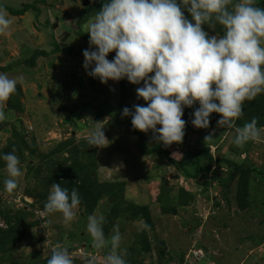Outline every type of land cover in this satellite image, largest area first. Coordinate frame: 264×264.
<instances>
[{
  "label": "rangeland",
  "instance_id": "obj_1",
  "mask_svg": "<svg viewBox=\"0 0 264 264\" xmlns=\"http://www.w3.org/2000/svg\"><path fill=\"white\" fill-rule=\"evenodd\" d=\"M103 3L0 0L9 10L28 4L40 9L38 17L34 9L22 16L6 10L13 23L10 35L0 36V72L18 81L5 108L8 119L0 124V153L15 148L24 172L18 188L7 193L0 160V208L18 220L9 223L0 214V264H47L57 245L69 250L74 264H87L93 255L104 264L109 250L95 249L87 233V217L94 212L105 217L107 237L117 229L122 234L127 264H264V133L244 147L234 144L236 129L252 118L264 128V94L245 102V115L232 129L218 127V113L211 115L208 129L197 128L192 120L199 102L185 107L182 144L164 145L151 130L134 129L123 109L147 106L137 94L143 82L126 79L133 97L122 104L124 80L104 84L88 75L84 55L53 53L61 35L75 50L90 48L86 25ZM257 6L264 8V0ZM205 31L224 34L219 24ZM41 51L53 54L39 57L33 68L24 65ZM9 66L13 69L3 71ZM96 123L104 127L106 147L88 145ZM209 135L213 139L206 142ZM142 140L147 154L140 149ZM62 167L85 171L60 183L76 187L82 200L69 224L61 213L44 210L52 177ZM194 251L196 258L189 260Z\"/></svg>",
  "mask_w": 264,
  "mask_h": 264
},
{
  "label": "clouds",
  "instance_id": "obj_2",
  "mask_svg": "<svg viewBox=\"0 0 264 264\" xmlns=\"http://www.w3.org/2000/svg\"><path fill=\"white\" fill-rule=\"evenodd\" d=\"M12 23L6 9L0 7V36L10 35ZM216 24L223 27L224 34L209 36L204 25L214 29ZM87 33L90 49L83 55L88 75L104 84L123 79L134 85L143 82L137 94L147 106L136 105L134 112L126 107L123 115L131 116L134 129L151 130L164 145L183 143L185 107L199 102L192 120L197 128L208 129L211 115L218 113L222 117L218 127L232 129L245 115V102L264 94V8L257 6V0H104L102 9L88 22ZM112 52L116 55L110 61ZM17 84L16 79L0 72V124L8 119L5 108L17 93ZM258 123L254 117L237 128L234 144L244 147L259 141L264 128ZM101 125L96 123L91 131L89 146L109 145ZM212 139L213 135L205 137L206 142ZM15 152L14 148L11 153H0L7 173L3 180L7 193L18 188L24 175ZM81 202L76 187L70 190L53 183L44 210L47 214L61 213L64 223L69 224L77 218ZM87 220L93 247L109 250L104 264H127L120 251L119 230L107 237L103 215L94 212ZM189 257L196 258L192 252ZM47 264H74L73 255L57 245ZM87 264H97V257L91 256Z\"/></svg>",
  "mask_w": 264,
  "mask_h": 264
},
{
  "label": "trees",
  "instance_id": "obj_3",
  "mask_svg": "<svg viewBox=\"0 0 264 264\" xmlns=\"http://www.w3.org/2000/svg\"><path fill=\"white\" fill-rule=\"evenodd\" d=\"M3 8L6 9V10H8L11 14L17 15V16H22V15L26 14L28 11H30L32 9H34L35 12L37 13V17L40 15V9H38L36 6H33L31 4H28V5L24 6L23 9H20V10L19 9L18 10H15V9H10L9 10V9H7L5 7H3ZM182 10L184 11V13L187 16V18L189 20H191L192 19L191 14L188 13L187 10L183 8V6H182ZM193 23H194V21H193ZM206 28H207V25H204V30ZM84 36H86V35H84ZM88 49H90V48H88ZM85 50H75L74 47H72V46H67V47H63L62 48L61 45H60V43H59V44H57V47L54 48V52L53 53H62L64 55H69L71 57L78 58V57H80V56L83 55V52ZM53 53H49V52H46V51L37 52L30 59L25 60L24 61V65L33 68V67L36 66V61L38 60L39 57H49ZM115 55H116L115 52L110 53L109 56H108V59L112 61L114 59ZM11 69H13V67L9 66L8 68H4L3 71H9ZM123 80L124 81L121 84V89H122V99H121V101H122V104H125L127 101H129L133 97V90H132L133 86H132V84L127 86L126 79H123ZM140 149H141V151H142L143 154H147L148 153V150H147V147H146V143H145L144 140L141 141V147H140ZM209 152H210L209 149H206L205 150V153H209ZM207 156H208V159L210 161H212L211 154L209 153V154H207ZM199 160L200 159H198V161ZM223 160H225V159H223ZM219 161H222V160H219ZM170 162L172 164H174L175 166H177V167L182 166V163L181 162H178V161H176V160H174L172 158H170ZM80 172L81 173L82 172H85L84 169H82V167L79 170V172L76 169H70V168H64V167H62L58 171L55 172V175H53L52 178H53V180H54L55 183L66 182L68 179H70L71 177H73V175H75V174H77V175L80 174L81 175ZM197 176L198 175H194L193 177H196L197 178ZM80 189H82V187H80ZM0 214H2L3 216L6 215L5 217L7 218V220H8L9 223H11L12 221L16 220L14 218L9 217V215L7 213L3 212V210L1 208H0ZM16 222H18V220H16ZM159 254L162 257V254L161 253H159Z\"/></svg>",
  "mask_w": 264,
  "mask_h": 264
},
{
  "label": "water",
  "instance_id": "obj_4",
  "mask_svg": "<svg viewBox=\"0 0 264 264\" xmlns=\"http://www.w3.org/2000/svg\"><path fill=\"white\" fill-rule=\"evenodd\" d=\"M87 3H88V2H84L85 5H87ZM51 23L54 24V25H53L54 28L57 27V23L54 22L53 19L51 20ZM67 39H68V36H67V35H64V36L61 35V36H60V39H59V40H60V45H61L62 48L67 46V44H66ZM166 184H167V183H166Z\"/></svg>",
  "mask_w": 264,
  "mask_h": 264
},
{
  "label": "crops",
  "instance_id": "obj_5",
  "mask_svg": "<svg viewBox=\"0 0 264 264\" xmlns=\"http://www.w3.org/2000/svg\"><path fill=\"white\" fill-rule=\"evenodd\" d=\"M89 20H92V19H89ZM87 25H88V23H87ZM87 25H86V29H87Z\"/></svg>",
  "mask_w": 264,
  "mask_h": 264
},
{
  "label": "built area",
  "instance_id": "obj_6",
  "mask_svg": "<svg viewBox=\"0 0 264 264\" xmlns=\"http://www.w3.org/2000/svg\"><path fill=\"white\" fill-rule=\"evenodd\" d=\"M194 254H195V251H194Z\"/></svg>",
  "mask_w": 264,
  "mask_h": 264
}]
</instances>
